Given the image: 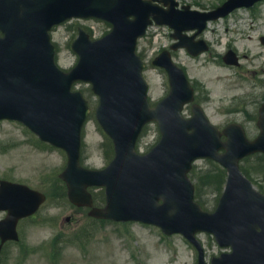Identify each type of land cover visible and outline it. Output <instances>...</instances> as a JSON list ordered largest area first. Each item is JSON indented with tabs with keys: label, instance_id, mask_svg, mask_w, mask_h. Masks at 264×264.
I'll list each match as a JSON object with an SVG mask.
<instances>
[{
	"label": "water",
	"instance_id": "95a60500",
	"mask_svg": "<svg viewBox=\"0 0 264 264\" xmlns=\"http://www.w3.org/2000/svg\"><path fill=\"white\" fill-rule=\"evenodd\" d=\"M257 1L227 0L217 9L199 11L190 5L178 8L175 0H0V29L5 33L0 37V119H18L43 140L67 151L68 165L61 177L74 203L92 205L87 187L106 186L108 205L93 209L92 215L142 220L168 234L182 232L198 246L199 264H205L195 238L201 230L214 233L222 245L233 248L212 264H264V195L239 166L243 157L264 152V104L261 133L253 141L239 124L220 131L198 104L192 107L193 116L184 118L182 109L193 101L194 91L170 52L164 51L154 64L168 71L171 88L151 107L142 76L144 63L136 54L137 39L152 18L174 28L173 36L179 41L173 48L186 47L199 54L208 46L194 38L207 21ZM71 17L103 18L113 29L98 40L81 30L72 45L79 61L63 71L55 63L56 47L49 31ZM195 28L198 32L193 36L184 34ZM226 57L229 63L235 62L233 53ZM79 80L90 82L99 96L96 116L114 141L115 158L103 170L80 165L81 132L90 108L83 93L72 90ZM150 121L158 122L161 139L148 153L139 154L136 143ZM198 158L214 159L228 170L214 212L203 210L194 198L188 173ZM45 198L25 185L2 181L0 209L10 210L0 222L3 240L16 238L18 218L35 211Z\"/></svg>",
	"mask_w": 264,
	"mask_h": 264
},
{
	"label": "rangeland",
	"instance_id": "374dc122",
	"mask_svg": "<svg viewBox=\"0 0 264 264\" xmlns=\"http://www.w3.org/2000/svg\"><path fill=\"white\" fill-rule=\"evenodd\" d=\"M177 1L199 10L212 9L223 2ZM79 27L86 29L95 39L111 29L107 22L95 19H71L55 27L52 41L58 48L57 62L64 69H70L78 60L71 44ZM172 31L168 26L153 24L137 46L145 62L143 74L150 87L152 104L169 91L167 73L154 66L152 60L162 50L170 48L174 42ZM262 35L264 0L254 7L241 8L226 18L211 22L208 30L199 35L210 43L209 50L203 54L192 56L185 49L172 51L174 61L185 69L195 88L196 100L210 120L220 128L230 122H239L249 138L259 132L256 122L264 101ZM230 47L240 56L239 67L227 65L222 59ZM90 87L83 82L74 86L83 91L91 107L83 131L82 164L101 169L111 156L105 134L95 117L98 98ZM184 114L191 115L190 105L185 107ZM159 138L157 124H148L138 142V150L148 151ZM66 162L67 155L63 150L39 142L21 123L0 121V179L26 183L49 196L34 219L20 222L22 238L5 246L2 264H197L196 250L181 234L168 236L157 226L141 222L100 221L90 217L88 209L72 206L66 197L60 201L55 195L64 190L65 184L59 173ZM195 167L196 175L204 177L198 198L205 209L212 211L222 193L216 175L222 180L225 173L219 174L222 169L207 159L198 160ZM263 167L264 155L250 156L241 162V168L251 173L249 177L255 187H263L264 191V171H259ZM103 190V187H89L95 205H105ZM5 214L0 211V219ZM66 217L70 219L67 221ZM199 237L205 245L208 262L227 250L219 247L209 234L200 233Z\"/></svg>",
	"mask_w": 264,
	"mask_h": 264
},
{
	"label": "trees",
	"instance_id": "16d2710c",
	"mask_svg": "<svg viewBox=\"0 0 264 264\" xmlns=\"http://www.w3.org/2000/svg\"><path fill=\"white\" fill-rule=\"evenodd\" d=\"M110 150H111V147H110ZM111 151L113 152V150H111ZM218 173L221 174V173H224V171L221 170V171H218ZM196 174H197V172H196V170H194L192 172L191 176H192V178L196 179V188H197V191H198V194H199L200 191H201V188L203 186L204 177L197 176ZM224 180H225V174L222 176V180L220 179V175H216V181H217V184L220 185V187L223 185Z\"/></svg>",
	"mask_w": 264,
	"mask_h": 264
}]
</instances>
